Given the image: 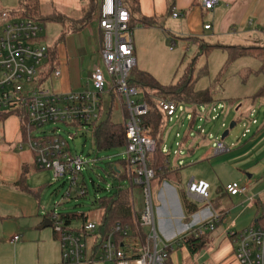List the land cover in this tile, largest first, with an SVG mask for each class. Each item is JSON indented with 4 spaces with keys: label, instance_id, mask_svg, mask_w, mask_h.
<instances>
[{
    "label": "built area",
    "instance_id": "built-area-1",
    "mask_svg": "<svg viewBox=\"0 0 264 264\" xmlns=\"http://www.w3.org/2000/svg\"><path fill=\"white\" fill-rule=\"evenodd\" d=\"M220 1L204 0L202 5L210 11ZM15 11H0V112L18 118L22 134L20 148L24 145L32 152L38 169L52 171L56 180L67 177L72 187L77 185L86 164L71 153L69 142L57 125L89 126L101 121L107 113V101L115 102L114 94L120 97L128 113L125 162L128 185L133 191L140 187L143 196L140 223L135 232L130 226L117 225L105 234L96 223H87L85 231L74 230L72 226H66L59 214L52 213L50 220L60 246L62 264H92L94 261L102 264H167L175 245L181 241L169 244L160 239L156 231L152 187L156 173L147 164V155L156 151V141L142 126L148 105L142 98L139 101L133 99L140 91L129 83L136 68V57L132 17L125 1L101 0L98 11L102 37L100 57L109 78L102 68H97L91 74L89 87L78 93H60L42 86L46 79L60 78L62 72L56 68L54 50L40 41L43 25L30 18L17 17ZM173 17L178 18L179 13L174 12ZM210 28L209 25L205 27L206 30ZM109 83L113 85L107 88ZM158 103L167 119L176 115V103L170 100ZM118 107L115 102L113 111ZM49 125H53V129L44 130ZM228 152L231 147L219 141L215 155ZM247 188L234 182L226 185L225 190L234 197L246 194ZM208 192L209 185L203 181H191L188 186V193L202 201L208 200ZM253 202L254 199H250V203ZM216 225L213 219L196 233L213 232ZM227 236L235 245L234 257L238 264H264V219L255 220L241 231L228 228ZM86 237L93 239L91 254ZM18 240L19 237H15L13 241Z\"/></svg>",
    "mask_w": 264,
    "mask_h": 264
},
{
    "label": "rangeland",
    "instance_id": "rangeland-1",
    "mask_svg": "<svg viewBox=\"0 0 264 264\" xmlns=\"http://www.w3.org/2000/svg\"><path fill=\"white\" fill-rule=\"evenodd\" d=\"M61 1L41 0L42 14L47 15L60 10L69 17L80 19L85 15L89 5L88 0H65L68 4ZM98 1L101 2V0ZM17 8V0L0 2V11ZM98 11L99 6L92 20L78 32L68 30L64 32V35V29L60 25L43 26L44 31L40 41L58 51L56 68L62 72L59 80L65 93L86 90L89 87L91 74L97 68H102L106 78H109L100 57L102 37ZM139 25L135 22L134 30L140 28ZM168 28L170 26H167ZM167 37L168 41L160 47L154 61H149L150 56L149 59L148 56L144 57L146 71L155 74L154 77L162 85H175L180 81L192 60L196 59V88L197 90L210 88L215 104L177 105L176 115L171 120L166 118L164 121L162 146L164 153L170 155L169 161L173 164L183 162L185 166H189L188 155H215L217 143L222 141L223 134L229 131V136L223 142L231 147L233 154L249 150L246 154L252 155L247 162L249 169L238 171V167L234 169L218 167L211 173L218 181V187L231 179L238 180L241 186L250 182L246 196L260 203L258 216H261L264 214V98L255 96L264 87V70L260 74L254 71H258L262 63L254 57H243L227 65V53L221 49L215 50L208 57L198 56L197 44L193 42L185 44L179 37L175 40L169 34ZM256 46L263 47V44ZM56 84V81L46 79L42 86L51 91L60 92ZM112 85V83L107 84V88ZM114 97L119 107L112 115L113 120L117 123H125L127 117L121 99L117 94H114ZM142 97L143 93L140 91V94L133 99L139 101ZM232 123H236V126L230 130ZM53 127L49 125L44 130L51 131ZM57 127L63 138L69 142L71 153L79 156L86 164L83 172L78 177L77 185L72 187L67 177L56 180L52 171H35L33 172L35 178L32 183L30 182V186L39 195L42 213L83 212L88 216L89 223L98 224L102 212L97 204H94L95 201L110 195L114 187L119 184H128L127 178L120 183L111 175V167L118 168L122 175L127 174L128 169L126 170L123 166L126 160V147L99 150L94 141L92 128L66 124H58ZM176 152L179 153L176 154ZM229 153L226 154L229 155ZM205 170L210 173L208 167ZM155 181L157 179L152 182L153 194L156 187ZM133 199L135 212L140 213L143 209L140 187L134 188ZM81 228L82 223L74 221L72 229ZM44 231L52 232L53 228L48 227ZM86 242L88 252L91 254L92 237H86ZM201 255H204L203 251ZM208 262L215 264L210 260V256L204 258L203 264ZM92 264L102 263L94 261ZM227 264L230 262L227 261Z\"/></svg>",
    "mask_w": 264,
    "mask_h": 264
},
{
    "label": "crops",
    "instance_id": "crops-1",
    "mask_svg": "<svg viewBox=\"0 0 264 264\" xmlns=\"http://www.w3.org/2000/svg\"><path fill=\"white\" fill-rule=\"evenodd\" d=\"M203 1L139 0L135 18L140 28L134 30L135 69L146 71L144 57L149 59L150 56L149 61H154L160 47L168 41L167 34L175 40L179 37L185 44L197 40L209 45L247 47L263 44L264 47V0H221L210 11L204 9ZM55 12L69 17L60 10ZM174 12L179 13L178 18L173 17ZM142 17L160 22L144 27L139 21ZM208 25L211 28L206 30ZM56 54L58 57L57 50ZM59 79L54 80L57 90L65 93ZM109 104L107 101L106 108ZM10 116L0 121V264H61L60 246L53 231L42 228L50 218L42 213L39 195L30 186L35 178L33 172L40 169L32 152L24 145L20 148L21 125L17 117ZM248 152L247 149L229 155H188L189 166L169 161L168 170L159 174L154 182V201L156 231L160 239L169 244L176 243L196 233L209 221L215 219L217 222L215 230L207 233L203 256L202 251L191 256L181 242L170 255L172 264H186L187 261V264H203L207 256L215 264H227V261L238 264L234 257L235 245L227 236V229L241 231L251 226L258 217V207L255 201L250 203L254 198L246 194L233 197L226 192V185L238 183V180H227L218 187L211 172L218 167H238V171L249 169L247 162L252 155H246ZM207 167L210 173L205 170ZM191 181L209 185L207 201L188 193ZM186 201L197 209L189 216ZM15 237L19 240L13 241Z\"/></svg>",
    "mask_w": 264,
    "mask_h": 264
},
{
    "label": "trees",
    "instance_id": "trees-1",
    "mask_svg": "<svg viewBox=\"0 0 264 264\" xmlns=\"http://www.w3.org/2000/svg\"><path fill=\"white\" fill-rule=\"evenodd\" d=\"M18 8L15 9L14 15L20 18H30L43 26L47 24H55L63 27L64 32L70 30L78 32L84 29L87 24L92 20L94 13L96 12L100 2L98 0H88L89 5L85 10V15L82 19L75 20L65 15L54 12L49 15H43L41 12L40 0H17ZM126 6L131 12L133 26L136 22V15L139 12V0H124ZM140 23L144 27H150L158 24L160 21L154 18L142 17L139 19ZM65 35V34H64ZM198 45V56L205 55L210 56L212 52L217 49H221L227 53V65L233 63L239 58L254 57L258 59L262 66L258 71H254L256 74H260L264 70V47L262 46H222V45H209L202 41H195ZM53 56L58 60L56 51L54 49ZM195 60L188 65L180 81L175 85H162L156 78L147 71H141L135 69L130 76L129 83L132 87L137 88L143 93L142 99L148 105V114L143 117L142 126L156 141V151L147 155V164L156 173V179L159 174L166 172L169 168V154H165L163 150V127L166 119L165 115L159 107L160 100H170L177 105L185 103L192 105H211L215 104L213 94L210 88L197 90L195 77ZM206 71V69H203ZM252 72V70H251ZM205 73V72H204ZM256 98H264V87L255 96ZM123 104V103H122ZM126 117L128 116L126 108ZM114 102L110 101L107 107V113L103 119L97 123H93L88 127L93 129L94 141L99 150H110L113 148H122L126 146L125 136V123H117L113 120ZM9 114L0 112V121L4 120ZM127 119V118H126ZM125 169H128L126 162H123ZM126 175H122L118 168L111 167V175L114 176L120 183L124 178H128V170ZM94 204H97L98 209L102 212V217L99 224V230L103 233L112 232L117 225L130 226L132 231L135 232L137 225L140 223V213L135 212L133 189L130 186L119 184L114 187L113 192L110 195L102 197L100 200H96ZM258 211H260V203L256 202ZM185 209L188 216L193 214L197 209L193 207L188 201L185 202ZM61 219L65 222L66 226H72L74 221L82 223V230L85 231L87 223H89L88 216L81 212H66L59 213ZM46 217L51 218L52 213ZM264 214L256 218L257 221H262ZM55 238L57 237L53 230ZM141 233H143L141 229ZM207 233L199 235L198 233H192L184 237L181 242L186 247L191 256L199 254L207 243ZM167 264H172L169 258Z\"/></svg>",
    "mask_w": 264,
    "mask_h": 264
},
{
    "label": "water",
    "instance_id": "water-1",
    "mask_svg": "<svg viewBox=\"0 0 264 264\" xmlns=\"http://www.w3.org/2000/svg\"><path fill=\"white\" fill-rule=\"evenodd\" d=\"M235 126H236V123H232V124L230 125V130H232ZM228 136H229V131H226V132L223 134L221 140H222V141L225 140ZM46 227H52V222H51L50 219H47V220L45 221V223L42 225V228H46Z\"/></svg>",
    "mask_w": 264,
    "mask_h": 264
}]
</instances>
